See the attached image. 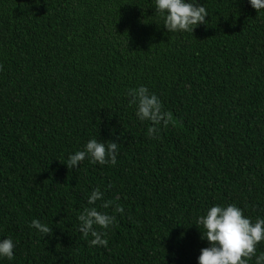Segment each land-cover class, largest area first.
Returning <instances> with one entry per match:
<instances>
[{"label": "trees", "instance_id": "obj_1", "mask_svg": "<svg viewBox=\"0 0 264 264\" xmlns=\"http://www.w3.org/2000/svg\"><path fill=\"white\" fill-rule=\"evenodd\" d=\"M186 2L208 12L194 33H170L155 0H0V264H198L210 207L264 219V9ZM141 85L173 115L156 138L129 106ZM91 139L118 143L116 165L69 170ZM86 207L116 216L96 229L108 247L79 231Z\"/></svg>", "mask_w": 264, "mask_h": 264}, {"label": "clouds", "instance_id": "obj_2", "mask_svg": "<svg viewBox=\"0 0 264 264\" xmlns=\"http://www.w3.org/2000/svg\"><path fill=\"white\" fill-rule=\"evenodd\" d=\"M252 8L258 13L264 9V0H249ZM157 14L164 17V27L170 33L193 32L194 29L206 24L208 17L207 9L198 3L186 2V0H155ZM129 106L136 107V116L140 121H149L153 126L147 130L150 138H156L159 126L167 128L173 123L171 112L163 111V105L156 94L150 93L146 86L129 89L127 93ZM119 154L118 143H108L89 140L83 150L76 151L67 160L69 170L78 168L86 158L90 163L100 165L111 164L115 166ZM63 163V162H61ZM103 199V193L99 188L92 191L88 198V205H95ZM111 201L104 202L101 207L108 208ZM115 212L123 214L124 207L117 205ZM79 231L83 238L93 237L89 241L91 247H108V240L103 238L107 232L97 231V228L108 229L116 221L115 215H109L97 210L96 207H86L78 215ZM198 227L202 232V239H206L210 247L203 248L198 257V264H249L255 257V264H264V253L256 254V249L264 242V219H257L253 223L246 218L243 210L235 204L227 206H212L205 215L197 220ZM29 227L37 229L40 233L49 235L52 229L42 224L38 219L31 221ZM14 243L11 238L0 240V257L8 260L14 259Z\"/></svg>", "mask_w": 264, "mask_h": 264}]
</instances>
